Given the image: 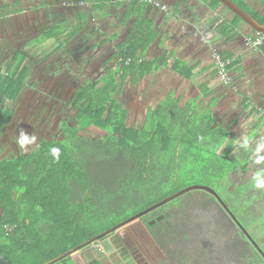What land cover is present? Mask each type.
<instances>
[{"label":"trees","instance_id":"16d2710c","mask_svg":"<svg viewBox=\"0 0 264 264\" xmlns=\"http://www.w3.org/2000/svg\"><path fill=\"white\" fill-rule=\"evenodd\" d=\"M212 1L213 6L223 4ZM232 1L264 25V16L244 7L242 0ZM148 6L147 2L130 1L129 11L135 16L133 27L108 58H115L116 65L101 71L102 78L88 77L74 90L71 103L75 123L61 122V137H44L32 152L9 158L1 156V130L8 113L4 106L20 97L28 68L21 70L18 62L9 73H0L5 85L0 88V264H44L193 184L213 188L248 232L216 195L196 189L214 200L235 224L239 240L234 246L245 244L233 255L237 264H264V188L255 187L257 173H264V159L251 158L253 149L248 143L254 138L252 134L244 138L247 145L243 139L236 149L238 136L230 126L216 120L212 105L202 108L199 97L183 102L172 92L148 106L140 126L129 124L128 108L120 100L124 85L130 82L135 86L165 64L186 78L193 75L194 69L178 59L169 65L167 51L156 58L145 56L161 35L155 21L144 15ZM81 26L79 23L74 33ZM219 29L231 32L235 27L223 23ZM25 54L20 58L24 59ZM263 122L255 123L254 132ZM89 127L99 128L106 135L100 139L84 134ZM51 147L61 149L58 162L49 154ZM247 169H255L256 174L231 181L233 175L240 177ZM196 190L139 217L143 228L162 247L177 245L171 254L168 252L174 258L173 264H188L189 253L183 245L188 244L191 235L187 232L182 239L171 233L174 224L160 210ZM160 214L163 216L159 219ZM73 254L53 264H78ZM88 264H104V260Z\"/></svg>","mask_w":264,"mask_h":264},{"label":"crops","instance_id":"0c3cea01","mask_svg":"<svg viewBox=\"0 0 264 264\" xmlns=\"http://www.w3.org/2000/svg\"><path fill=\"white\" fill-rule=\"evenodd\" d=\"M170 1L168 2L170 10L166 13L150 6L145 9L144 15L153 19L156 28L161 32L158 39L161 43L158 41L159 43L152 44L145 56L150 59L156 58L167 51L169 65L178 59L194 68L193 75L190 78L180 75L182 78L180 79L174 74L178 72L165 64L147 75L152 74L154 77L153 84L150 85L151 90H157L154 88V83L156 88H160L161 85L157 83L166 74L171 86H176L175 84L180 86V93L167 85V95L162 98L171 92L175 96H181L183 102L199 97L198 103L202 104V108L212 105L213 114L218 108L220 112L225 113V117H234L232 121L237 122L240 119L253 121L249 130L254 128L256 122L264 121V44L257 49H250L245 44V37L254 35V29L243 19L239 21L236 13L227 11L223 4L213 6L212 0ZM242 5L259 16H264V0H242ZM111 7H117L122 11V24L129 25L133 18L129 33L135 20L134 15L129 11L130 0H0V73H9L15 69L18 62H20L21 70L29 66L30 72L25 71L27 73L26 88L30 73H34L38 68L49 63L54 67L60 65L61 58L63 59L66 53L67 57L71 55L69 58H72L79 55L77 51L92 47L93 44L106 45V40L109 41L111 38L112 41L117 37L114 33L102 39V35L107 33L102 25L106 24V20L113 12L109 10ZM190 8L192 11L188 16ZM181 11H184L187 16L178 20L181 23L176 25L175 18ZM216 16H222L225 20H229V23H235L233 26L235 29L231 32L221 31L219 24L214 22ZM255 20L259 23L257 19ZM217 22H220V19ZM79 23L82 26L77 33H74ZM85 31L90 32L88 39L82 38L85 37ZM208 31L211 33H207ZM127 34L116 42V46L126 38ZM53 41L60 43L54 45ZM50 44L54 46L51 49L52 60L44 62V56L39 57L40 49ZM210 50L212 51L209 53ZM23 52L26 53L25 58L21 59ZM215 53H221L226 59L232 60L233 82L231 84L220 80L213 58ZM63 64L67 66L66 62ZM147 76L136 85H140ZM187 83L192 86L191 93L186 89L187 87L181 86ZM4 87V83L0 81V88ZM183 95L186 99H183ZM208 96L211 97L209 101L206 100ZM20 97L13 104L8 101L4 106L5 113L8 112L7 121L1 130V147L4 157H7L6 154L11 149L21 150L14 141V137L18 136L22 129L14 120L19 113L18 102L23 100ZM10 106L11 108L13 106L11 111L8 109ZM241 111H245L244 116ZM262 127L264 122L251 136L256 137L261 133ZM233 128L238 130L237 124ZM229 129L232 131L231 126Z\"/></svg>","mask_w":264,"mask_h":264},{"label":"rangeland","instance_id":"374dc122","mask_svg":"<svg viewBox=\"0 0 264 264\" xmlns=\"http://www.w3.org/2000/svg\"><path fill=\"white\" fill-rule=\"evenodd\" d=\"M157 1L165 3L168 7L170 6L168 2H171L170 0ZM149 6L156 8L152 5ZM157 9L161 12H169L168 10L164 11L159 8ZM109 10L113 12L106 20V24L102 25L107 32L102 35V39H104L105 36L108 38L110 35L116 33L117 37L115 39L112 41L106 40L107 43L103 46L93 44L92 47L89 46L86 49L77 51L79 55L72 58H69L71 55L67 57V53H64L66 56H63V59L61 58L62 62L60 65L56 66L57 68L49 63L38 68L34 73H30L29 80L26 82V88H24L21 93L22 96L20 99L23 100L18 102L17 108H19V113H17V117H15L14 120L17 126L27 130L30 134H35L37 136V142L36 144L28 146L27 151L22 149L20 151L11 149L9 153L6 154L7 157L32 152L44 137H61V122L67 120L71 125L75 123L72 119L75 108L71 103V98L75 94L74 90L88 80V77L100 79L102 78L100 77L101 71H105L116 65L115 58L110 60L108 58L115 54L116 42L121 40L128 33L133 18L130 20L129 25H124L121 23L122 11L117 7H111ZM226 10L228 11L227 8ZM191 11L192 8L189 9L188 16ZM185 15L186 13L181 11L180 15L176 16V25L181 23L178 20L184 19ZM181 16L183 18H180ZM219 19L220 22H217ZM228 21L229 20L222 18V16L214 17V22L219 24L218 27L224 23L233 28L235 23H229ZM207 33L211 32L208 31ZM84 34L85 37L82 38L88 39L87 37L90 32L85 31ZM59 43L60 42L53 41L52 44L59 45ZM52 44L44 48L41 47L40 49L41 52L39 57L44 56V62L52 60L51 49L54 47ZM246 46L250 48L247 44ZM261 46L263 45L261 44L259 47ZM211 51L212 50H210L209 53ZM63 62H66L67 66L64 65ZM29 70L30 67L28 66V71ZM167 72L171 74L170 71ZM174 74L176 77L182 79L180 74ZM153 80L154 77L150 74L140 85L132 86L130 82L124 85L125 87L120 94V100L125 107L128 108L130 125L140 126L148 106L155 103L164 95H167L168 89H166V86H171L168 76L164 74L163 78L157 83V85H161L160 88H156L154 83V88L157 90H151L150 88V85L153 84ZM175 85L176 86L172 85L171 87L173 89L175 88L177 93H180V86H178V84ZM181 86L187 87L186 89H188L190 93L192 92V86H189L188 83ZM210 98L211 97L208 96L206 100L209 101ZM183 99H186L185 95H183ZM240 109H242V106H240ZM244 112L245 111H241L242 116H244ZM214 114L218 122L230 125L232 133L238 134L239 140L236 149L240 147L241 142L248 136L256 133L254 129L249 130L253 121L246 119H240L237 122L232 121L231 119L234 117H225V113H222V111L220 112L218 108L214 110ZM235 124H237L238 130L233 128ZM260 130L261 133L248 143L253 149V154L251 156L252 160L261 161V159L258 158L262 157L261 155L264 153V127ZM84 134H89L101 139L106 135V132L96 127H89L84 131ZM1 156L4 157L5 155L1 153ZM259 162L257 164H260ZM254 174H256L255 169H247L240 177L233 175L231 181L238 182L240 179ZM181 203L183 207L180 206ZM160 211L165 212L170 223L174 224V228L170 230L171 233H176V235L182 239H185L187 232L191 235L188 244L183 245L186 253H189L188 264L238 263V259L233 258V255H235L236 250L244 248L245 244L238 242V246H234L235 241L239 240L236 236L235 227L231 224L217 203L204 196L203 191L196 190L183 200L180 199L171 202ZM160 215L161 217L163 216L162 214ZM148 236L151 237L146 229L143 228L141 220L138 218L118 228L117 232L107 239L94 242L87 248L75 252V254H73V259L78 264H88L98 259L104 260V264H158L159 262L173 264L174 258L170 257L168 252L171 254L172 250H175L177 245L171 244L160 249V244L157 240L154 238V241L151 238L152 245L155 248L154 251H150V253L147 252L148 246L146 245L148 243ZM204 254H209L210 256L207 257Z\"/></svg>","mask_w":264,"mask_h":264},{"label":"water","instance_id":"95a60500","mask_svg":"<svg viewBox=\"0 0 264 264\" xmlns=\"http://www.w3.org/2000/svg\"><path fill=\"white\" fill-rule=\"evenodd\" d=\"M226 7H228L231 11H233L234 13H236L240 18H242L247 24H249L255 31H260V32H264V25L258 23L248 12H246L243 8H241L238 4H236L234 1L232 0H220ZM196 189H202V190H207L211 193H213L214 195L217 196V198L224 204V207L229 211V214L232 215V217L236 220V222H238V224L241 226V228L244 229L245 233L247 234L248 232L245 230V228L243 227V225H241V223L239 222V220L235 217V215L230 211V209L226 206V204L224 203V201L221 199V197L219 196V194L210 186L208 185H199V184H193L190 185L188 187H185L183 189H181L180 191L173 193L171 195H169L168 197L162 199L161 201L157 202L156 204H153L152 206L138 212L137 214L127 218L126 220L121 221L120 223L116 224L115 226L101 232L100 234L96 235L95 237L69 249L68 251L60 254L59 256L49 260L48 262L44 263V264H53L77 251H80L81 249H83L84 247L94 243L95 241H97L98 239H100L101 237L108 235L110 233H112L113 231L117 230L118 228L134 221L135 219L143 216L144 214L160 207L161 205L179 197L180 195H183L184 193L191 191V190H196ZM248 235V234H247ZM256 245L258 246V244L256 243ZM260 252H263V250L258 246Z\"/></svg>","mask_w":264,"mask_h":264},{"label":"built area","instance_id":"2783aa9c","mask_svg":"<svg viewBox=\"0 0 264 264\" xmlns=\"http://www.w3.org/2000/svg\"><path fill=\"white\" fill-rule=\"evenodd\" d=\"M138 1L147 2L149 5H152L164 11L169 10V7L166 6L165 3H161L157 0H138ZM245 41L250 48H257L261 44H264V32L256 31L254 35H247L245 37ZM213 58L216 63V68L218 70V75L220 77V80L224 83L231 84L233 82V75L231 74V70L229 68L231 59L224 58L221 53H215Z\"/></svg>","mask_w":264,"mask_h":264},{"label":"clouds","instance_id":"9594fccd","mask_svg":"<svg viewBox=\"0 0 264 264\" xmlns=\"http://www.w3.org/2000/svg\"><path fill=\"white\" fill-rule=\"evenodd\" d=\"M14 141L20 149L27 151L28 146L36 144L37 136L35 134H30L25 129H21L19 135L14 137ZM247 143L248 141L245 140L244 144L247 145ZM49 154L54 162H58L61 156V149L59 147H51ZM261 159H264V157H261ZM261 177H264V173H257L255 187L264 188V179Z\"/></svg>","mask_w":264,"mask_h":264},{"label":"flooded vegetation","instance_id":"af4514ba","mask_svg":"<svg viewBox=\"0 0 264 264\" xmlns=\"http://www.w3.org/2000/svg\"><path fill=\"white\" fill-rule=\"evenodd\" d=\"M224 213V212H223ZM225 215H226V217L228 218V220L231 222V219H230V217H229V215L228 214H226V213H224ZM159 219L161 218V215L158 217ZM231 224L233 225V226H235V224H233V222H231ZM151 235V234H150ZM151 238L155 241V239L151 236V237H149L148 236V243L146 244L147 246H148V249H147V252H152V251H154V246L152 245V240H151ZM159 246V245H158ZM159 248L161 249V248H163L161 245L159 246ZM150 252V253H151ZM160 252V251H159Z\"/></svg>","mask_w":264,"mask_h":264}]
</instances>
